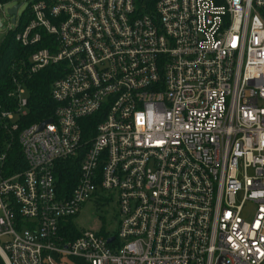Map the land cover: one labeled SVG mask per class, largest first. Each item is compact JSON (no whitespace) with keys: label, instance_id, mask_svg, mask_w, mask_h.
I'll list each match as a JSON object with an SVG mask.
<instances>
[{"label":"built area","instance_id":"2783aa9c","mask_svg":"<svg viewBox=\"0 0 264 264\" xmlns=\"http://www.w3.org/2000/svg\"><path fill=\"white\" fill-rule=\"evenodd\" d=\"M29 9L17 40L48 36L30 73L64 67L53 115L19 134L24 169L0 172V264H264V0ZM10 95L15 130L29 97L18 81ZM113 197L115 232L79 229L84 204Z\"/></svg>","mask_w":264,"mask_h":264},{"label":"trees","instance_id":"16d2710c","mask_svg":"<svg viewBox=\"0 0 264 264\" xmlns=\"http://www.w3.org/2000/svg\"><path fill=\"white\" fill-rule=\"evenodd\" d=\"M146 1L152 7L157 0ZM30 18L31 12L28 9L17 26L18 33L26 28ZM47 39L48 36L43 35L42 42L24 46L14 35L6 37L0 44V112L15 109L16 102L10 93L15 89L16 81L23 83L29 97L28 112L19 119L18 129L13 130L9 125L8 127L0 125V156L6 155L4 161H0V172L4 175L12 174L25 167L19 142L21 130L25 126L51 117L56 108V102L51 96V88L53 82L62 76L64 63L49 65L35 73L29 71L31 54L45 47ZM77 168L78 160L73 158L66 160L59 167L57 176L64 188L73 187L77 177ZM79 234L80 230L72 223L69 237L75 238ZM76 261L78 264H83L78 259Z\"/></svg>","mask_w":264,"mask_h":264},{"label":"rangeland","instance_id":"374dc122","mask_svg":"<svg viewBox=\"0 0 264 264\" xmlns=\"http://www.w3.org/2000/svg\"><path fill=\"white\" fill-rule=\"evenodd\" d=\"M34 0H7L0 1V18L2 26L0 27V44L6 37H12L18 34L17 26L28 11L30 3ZM3 6H2V5ZM21 4L17 14L16 22L13 23L12 16L8 13V8L13 5ZM1 61V57H0ZM75 221L80 230H101L104 234L105 230L115 232L118 228L119 214L115 201V197L107 199L102 203L89 201L83 205ZM101 228V229H100ZM59 264H77L76 259H64Z\"/></svg>","mask_w":264,"mask_h":264},{"label":"water","instance_id":"95a60500","mask_svg":"<svg viewBox=\"0 0 264 264\" xmlns=\"http://www.w3.org/2000/svg\"><path fill=\"white\" fill-rule=\"evenodd\" d=\"M21 6V4H16L13 5L12 7L8 8V13L13 17L12 21L13 23L16 22V18H17V14H18V10L19 7ZM2 26V22H1V18H0V27ZM48 122V120L43 121L40 125V128H43V126ZM113 238H110L109 241H112Z\"/></svg>","mask_w":264,"mask_h":264}]
</instances>
